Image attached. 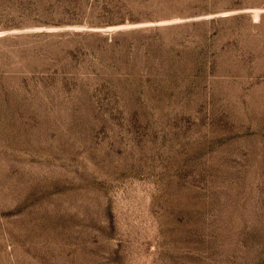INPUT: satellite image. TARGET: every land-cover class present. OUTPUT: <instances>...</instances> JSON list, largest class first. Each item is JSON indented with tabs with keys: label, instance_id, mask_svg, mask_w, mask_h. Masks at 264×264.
Returning <instances> with one entry per match:
<instances>
[{
	"label": "rangeland",
	"instance_id": "1",
	"mask_svg": "<svg viewBox=\"0 0 264 264\" xmlns=\"http://www.w3.org/2000/svg\"><path fill=\"white\" fill-rule=\"evenodd\" d=\"M0 264H264V0H0Z\"/></svg>",
	"mask_w": 264,
	"mask_h": 264
}]
</instances>
